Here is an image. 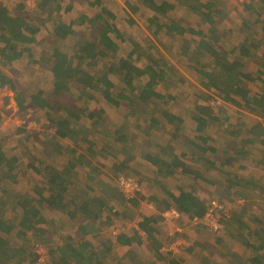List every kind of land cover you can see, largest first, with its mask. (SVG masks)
I'll return each instance as SVG.
<instances>
[{
    "label": "trees",
    "instance_id": "obj_1",
    "mask_svg": "<svg viewBox=\"0 0 264 264\" xmlns=\"http://www.w3.org/2000/svg\"><path fill=\"white\" fill-rule=\"evenodd\" d=\"M26 1L17 2L13 8L18 12L25 10ZM144 1L153 12L149 27H155L154 34L163 31L168 36L182 40L180 53L185 56L188 67L202 78L204 88L213 89L224 100L243 106L253 114L264 115V90L251 93L245 82V79L252 78L251 74L242 70L245 64L243 59L256 55L253 50L259 51L260 66L264 67V0L243 2L245 14L252 12L256 16L255 19L246 16L239 27L246 35L256 30L258 36L250 42L246 37L242 44L231 49L226 47L223 40L229 30L220 28L214 18L217 1L220 0H182L189 12L198 15L208 25L207 31L170 16L169 11L177 7L175 3L168 0ZM89 3L100 7V12L93 17L83 15L78 22L83 25L88 20L93 34L78 37L74 21L66 22L62 18L61 0H37L31 13L38 21L34 23L33 19L28 21L17 15L11 6L0 0V88L8 86L15 92L14 98L20 109L25 110L30 103L44 110L55 131L43 139L38 136V142L43 145L42 152L49 162L42 163L43 169H39L43 173V186L38 185L39 180L35 176L32 177L35 179L34 184L37 183L34 185L35 193L16 191L17 195H10V185L19 182V157L0 142V264H38L40 254L36 246L41 244L47 249L49 264H109L106 258L112 247L113 234L112 238L101 237L98 242H94L88 237L92 232L86 228L92 221H99L105 210L107 214H112L116 206L111 202L122 205L153 202L155 209H160L161 213L176 208L181 212L184 222H191L193 217L202 218L208 210L211 199L203 198V187L198 182H208L211 173L214 188L226 194L235 193L226 196L230 202L236 201V196L244 200L239 212L231 211L230 216L222 218L223 233L215 242L233 239L243 243L246 247L243 253L236 250L231 252L229 262L232 264H264V207L253 206L247 190L244 194L236 192L237 187L246 189L248 186L251 190L264 193V179L246 180L239 170L243 166L236 164L238 156L226 146L220 148L214 143L216 138L208 133L207 125L210 120L220 118L210 110L211 106L196 105L200 113L191 117L193 130L190 132L183 127L182 116L170 110L168 105L175 95L161 91L159 86L168 89L175 84L177 80L172 73L178 70L161 51V47L165 49L166 46L162 42L158 44L152 41L149 48H145L144 45L149 41L137 40L133 41L130 52L119 55L118 38H125L112 22L115 13L104 4V0H91ZM127 4L132 11L137 10L136 6ZM47 24L51 25L50 37L47 39L49 50L41 57L50 63L54 76L53 88L48 92L38 89L27 93L17 86L4 69L21 59L25 53L31 52V47L38 42L39 34ZM188 34L192 37L187 38ZM68 40L73 41L69 51L64 49L67 47L64 43ZM97 96H101L112 109L121 110L123 120H120V124L111 123L105 106H98L97 110L92 106ZM198 98L202 99L201 96ZM84 99L81 104L80 101ZM134 118L133 128L130 120ZM129 125L132 132L128 130ZM250 127L248 139L243 142L256 143L260 138V147L264 148V123L254 119ZM224 131L229 138L237 134L233 129ZM99 133L103 139L106 138L104 141L108 142V137L112 139L116 152L111 145L97 144L94 137ZM254 133L257 134L253 136ZM159 134H166L169 139L162 142L161 136L157 139ZM139 135H142L140 145L144 148L142 162L151 166L163 165L158 167L152 178V187H159L163 193L145 196L142 190L135 198L128 200L118 178L117 184L105 178L106 170L109 169L116 178L133 167L132 162L137 157L135 142ZM60 139H69L74 145H64L59 142ZM261 152L257 161L259 165H264V150ZM106 153L114 157L123 154V158H116L111 164L94 160ZM35 162L28 164L36 173L38 169ZM80 168L87 178L85 189L78 185ZM131 173L135 175L136 172L133 170L127 174ZM176 174L183 177L177 188L161 183L162 179L176 177ZM9 197L13 198L14 208L18 211L13 217L4 214ZM219 200L230 204L224 198ZM92 203L99 209L96 213L89 208ZM46 211L61 212L77 220L82 212L90 221L86 226L82 220L75 234H68L60 243H56L50 236L52 223L45 215ZM161 213L157 214L159 217L143 215L134 224L138 223L141 230L155 240V225L163 218ZM246 215L247 220L244 219ZM203 225L209 228L199 222V226ZM83 228L85 231L81 232ZM102 231L99 228L93 233L96 235ZM135 231L133 234L122 231L116 236L117 242L124 245L141 242L143 235ZM156 243L160 259L168 264H177L172 261L176 253H165L162 251L163 245ZM192 244L185 250L201 246L199 241ZM132 258L135 264H143L135 255Z\"/></svg>",
    "mask_w": 264,
    "mask_h": 264
},
{
    "label": "rangeland",
    "instance_id": "obj_2",
    "mask_svg": "<svg viewBox=\"0 0 264 264\" xmlns=\"http://www.w3.org/2000/svg\"><path fill=\"white\" fill-rule=\"evenodd\" d=\"M8 6L12 8L21 0H3ZM91 0H61V15L66 22L74 21V28L78 32V37L92 36L93 32L90 28L88 20L85 24L78 22L81 16L86 15L88 17H93L100 12V7L90 5ZM105 5L108 6L110 10L115 13V19L113 23L118 27L119 32L124 36L125 40H120L119 55H126L133 48V41H142L146 40L144 45L145 48H149V43L155 41L160 44L162 42L166 48L161 47V51L164 52L167 59L170 63L178 70V72H173L172 75L175 76L177 82L172 84L168 89H165L163 86H159L160 90L175 95V98L169 103L168 107L170 110L177 111L178 115H181L184 119L183 127L187 132L193 130L192 119L194 115L200 113V108L196 105L205 104L211 106L210 110L213 113H216L219 116V120H210L207 125V131L212 136H215L216 145L220 148L226 146L231 150L232 154L238 156L236 164L239 166L242 165L241 174L246 180L251 181H260L264 179V165L258 164V156L262 154L260 144V138L256 143H246L243 140H247L249 136V129L254 119L264 123V115L260 113L259 115L253 114L251 111L246 109L243 106L235 104L232 101H226L222 98L220 94H216L213 89H206L202 86V78L198 76L197 72L188 67L187 60L185 56L180 53V38L175 39L174 37L166 35L163 31L159 34H154L155 27L149 25L150 16L153 15L145 3L144 0H104ZM161 1V0H158ZM172 3H175L177 7L169 11L170 16H176L177 18L184 20L187 24L201 28L204 31H207L208 25L203 23L198 15H195L189 12L188 7L181 0H168ZM248 0H220L217 1V11L214 12V18L217 21V25L220 28L229 30L224 36L223 40L228 49H231L232 46L237 44H242L246 37H248L249 42L253 37H257L256 30L252 34L247 33L241 29L239 26L242 19L246 16L255 19L256 14L250 13L245 14L243 10V2ZM37 0H27V7L23 11H16L12 9L17 15L25 17L28 21L33 19L34 22H38L35 17L31 14L36 6ZM134 5L137 7L136 11H132L128 4ZM71 8V9H69ZM68 9V10H67ZM253 15V16H252ZM248 17V18H249ZM134 20V22H133ZM51 25L47 24L43 27L42 31L39 34V39L36 44L31 47L30 53H25V55L14 61L11 65L7 66L4 70L9 74L17 83L19 88H23L27 93L32 91H37L38 89H43L46 92L53 88L54 76L50 70V63L46 62L41 56L44 52L49 50L47 39L50 37V28ZM192 37L187 35V38ZM72 40H68L64 43L65 50L69 51V47L72 44ZM184 42V41H183ZM258 50H253V55L249 58H244V66L242 70L247 72L252 78L245 79L246 87L250 92H261L264 90V67L260 66V53ZM236 55V52L231 55L233 58ZM208 61V60H207ZM101 67V62H100ZM103 68L105 66H102ZM99 68V67H98ZM260 70H263L260 72ZM201 92V93H200ZM206 92V93H203ZM14 91H12L8 86L0 88V142L3 143L7 149L11 151L12 154H16L19 157V171L18 179L19 182L10 185V195H17L18 192H30L34 191V185L38 183L39 186H43V173L39 172V169H43L42 163H48V159L45 154L42 152L43 145L41 142H38L41 138H46V135L54 134V128L49 123L50 120L46 115V112L33 104L28 103L25 110L20 109L18 103L14 98ZM77 94V93H76ZM198 96H201L202 99H199ZM206 97V98H204ZM239 100V99H238ZM84 100H81L80 103H84ZM243 104V103H242ZM195 105V106H194ZM92 106L97 110L98 106H105L107 113L111 117V123L120 124V120H123V115L121 110L112 109L108 104L104 103V100L101 96H97V99L92 102ZM123 122V121H122ZM121 122V123H122ZM134 120H130V125L134 128ZM128 126V130L132 132L131 126ZM115 126V125H113ZM225 129L236 130L237 134L232 135L229 138L225 134ZM104 131H100L103 133ZM258 132V131H257ZM95 135V140L98 145L106 143L111 145L113 150L116 152L115 145L113 141L108 137V142L102 138V134ZM257 133H254L255 136ZM140 136L136 138L135 142V154L136 158L132 162V168L129 170L123 171L124 174L133 172L135 170V176L142 183V189L145 196L162 194L163 192L158 187L155 189L152 187V178L158 167H163V165L154 166L147 165L142 162L144 148L140 145ZM161 136L162 142L169 139V136L166 134L157 135V139ZM252 136V137H253ZM171 137V136H170ZM176 138V137H174ZM172 138V139H174ZM60 143L64 145H74L73 142L69 139H60ZM116 146H118L116 144ZM119 147V146H118ZM80 152H86L85 150H80ZM61 158V155L60 157ZM66 156H64V159ZM117 159H122L123 154H118L116 157L111 156L109 153H106L104 156H98L94 159L96 162H105L111 164ZM38 159V161H36ZM22 164H21V161ZM24 160V162H23ZM60 160V159H58ZM36 161V162H35ZM35 162V166L38 169L39 174H36L29 164ZM29 163V164H28ZM60 166V165H56ZM107 176L105 178L108 181L117 182L118 175L115 176L108 169L106 170ZM122 174V173H121ZM178 174V172H177ZM176 177H167L161 180L162 184H167L169 187L177 188L178 184L181 183V176L177 175ZM208 176V182L199 181L201 188L203 187V198L207 199H221L226 198L228 195H235L232 191L231 193H225L224 191H218L211 182H214L211 179V175ZM120 175V174H119ZM132 175V173L130 174ZM35 176L39 182L34 184ZM114 176V177H113ZM113 177V178H112ZM112 178V179H111ZM78 185L83 188L86 186L87 178L84 170L77 174ZM187 180V178H184ZM181 180V181H179ZM195 183V182H192ZM187 182L185 183V185ZM159 186V184H157ZM187 186V185H186ZM79 188V187H78ZM250 187L246 186V189L242 187H237V193H247L250 195V199L253 202L252 205L264 207V193L259 191H254L249 189ZM85 189V188H84ZM249 189V190H248ZM18 191V192H16ZM85 192V190H84ZM157 192V193H156ZM8 203L5 206L4 214H8L13 217L17 215V210L14 208V201L12 197L8 198ZM231 200H229L230 202ZM244 200H240L236 196V201L230 202L232 206V211H237L240 209V204ZM116 207L113 209L112 214H107L106 210L102 214V218L97 221H92V224L88 222L90 219H86L82 212H80L79 218L71 219V216L63 214L57 211H46L45 215L51 221L50 225V236L56 243H60L62 239L68 234H75L77 232V227L80 222L84 220V224L87 226L91 234H89L90 240L98 242L99 238H112V229L121 228L123 232H128L133 234L135 231L134 223L142 218L143 215H146L147 212H154L160 214V209L156 210L155 208H150L147 203L139 202L133 204V202L126 205H122L119 202H111ZM155 206V205H154ZM92 212H97L99 209L95 203H92L89 207ZM241 210V209H240ZM238 210L237 212H239ZM167 213V212H166ZM165 218H168L166 222L160 221L155 227L157 229L155 240L150 236L143 234L140 238L141 242H134L131 245H124L117 242L116 237L113 236L111 240V249L109 256L106 258L107 263L109 264H132L130 260L135 264L133 258L128 257L127 255H135L143 261V264H168L165 260H161L160 256L157 255V243L160 242L165 248V253H174L169 252V246H174V250H177L174 254L176 255L172 261H176L177 264H232L230 263V254L232 251L236 250L243 253L246 250V247L243 243L234 241L233 239H226L221 242H215L217 237H220L223 232H215L205 225L199 226V223L190 222L189 220L183 221L181 217L173 218L171 214H166ZM109 215V218L107 217ZM248 215L245 216L247 220ZM49 223V222H48ZM78 224V225H77ZM204 224V223H202ZM75 225V226H74ZM103 230L100 234L94 235L93 232L97 229ZM85 231V228L81 232ZM80 233V232H79ZM127 233V234H128ZM94 235V236H93ZM34 240V237H32ZM156 241V242H155ZM195 241H199L201 246H197L193 250L185 251V248L194 245L192 244ZM186 243V244H184ZM184 244V245H182ZM191 246V247H192ZM36 251L43 254V259L38 261V264H49L47 249L44 245L36 246ZM45 254V255H44ZM237 259V258H236ZM234 261V260H233ZM207 262V263H206Z\"/></svg>",
    "mask_w": 264,
    "mask_h": 264
},
{
    "label": "built area",
    "instance_id": "obj_3",
    "mask_svg": "<svg viewBox=\"0 0 264 264\" xmlns=\"http://www.w3.org/2000/svg\"><path fill=\"white\" fill-rule=\"evenodd\" d=\"M118 182H119V185L121 187V190L125 198L128 200L135 198L137 194L142 192L143 190L141 182L138 180V178H136L133 175L120 174L118 176ZM147 205L150 208H156L153 202H149ZM231 211H232L231 204L221 201V200L213 199L209 202L208 210L202 218L193 217L190 220L191 222H194V223L202 222L208 225L211 230L215 232H220L224 228V222L222 221V218L223 217L227 218L228 216H230ZM167 214H171L173 218L182 216L181 212L177 210L176 208L170 209L169 211H167ZM134 225H135V229L139 232V234H142V235L145 234V232L141 230L138 223ZM121 232H122L121 228L116 227L112 229V234L114 237L118 236ZM169 247H171L169 248L170 249L169 252L177 251V250H174L175 248L174 246H169ZM162 251H165L164 247L162 248ZM39 254H40L39 259L42 260L44 256L40 252Z\"/></svg>",
    "mask_w": 264,
    "mask_h": 264
},
{
    "label": "crops",
    "instance_id": "obj_4",
    "mask_svg": "<svg viewBox=\"0 0 264 264\" xmlns=\"http://www.w3.org/2000/svg\"><path fill=\"white\" fill-rule=\"evenodd\" d=\"M167 212V211H166ZM165 212V213H166ZM161 213V212H160ZM165 213L163 214V213H161V216H163V218H161V221H163L164 220V222H166L167 220H169L168 218H165ZM167 214V213H166ZM146 215H155V216H157V214L156 213H154V212H152V211H150V212H147L146 213ZM157 217H159V216H157ZM186 251V250H185ZM175 253V252H174ZM128 257H131L132 258V255H127ZM140 256H138V258H139ZM130 263H132L133 264V262L130 260Z\"/></svg>",
    "mask_w": 264,
    "mask_h": 264
}]
</instances>
